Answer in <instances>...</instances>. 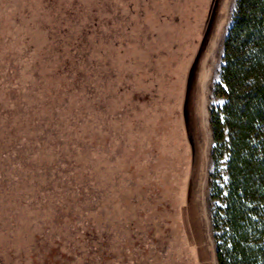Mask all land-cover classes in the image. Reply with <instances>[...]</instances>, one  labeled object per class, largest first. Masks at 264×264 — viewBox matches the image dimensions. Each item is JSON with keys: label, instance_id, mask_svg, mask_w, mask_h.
<instances>
[{"label": "rangeland", "instance_id": "obj_1", "mask_svg": "<svg viewBox=\"0 0 264 264\" xmlns=\"http://www.w3.org/2000/svg\"><path fill=\"white\" fill-rule=\"evenodd\" d=\"M236 2L0 0V264H217Z\"/></svg>", "mask_w": 264, "mask_h": 264}, {"label": "trees", "instance_id": "obj_2", "mask_svg": "<svg viewBox=\"0 0 264 264\" xmlns=\"http://www.w3.org/2000/svg\"><path fill=\"white\" fill-rule=\"evenodd\" d=\"M214 94L215 258L264 264V0H237Z\"/></svg>", "mask_w": 264, "mask_h": 264}]
</instances>
